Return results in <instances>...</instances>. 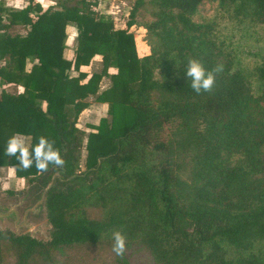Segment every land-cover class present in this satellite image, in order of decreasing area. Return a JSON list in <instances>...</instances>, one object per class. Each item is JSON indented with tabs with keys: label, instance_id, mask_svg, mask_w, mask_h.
<instances>
[{
	"label": "trees",
	"instance_id": "1",
	"mask_svg": "<svg viewBox=\"0 0 264 264\" xmlns=\"http://www.w3.org/2000/svg\"><path fill=\"white\" fill-rule=\"evenodd\" d=\"M97 1L60 0L59 10L42 11L29 0L17 11L5 10L0 0V80L23 87L18 95L0 93V167H13L17 178L41 186L57 172L53 165L44 173L35 166L25 171L5 155L8 139L20 133L30 138V148L41 136L54 141L65 179L73 176L57 180L46 195L50 240L0 230V264L7 252L14 264H70L56 256L104 247L110 264H125L112 251L115 231L126 238L140 232L162 264H264V250L254 251L264 245V183L249 181L264 176V92L255 95L244 74L225 67L212 92L192 90L185 74L190 58L208 70L221 65L210 26L190 20L203 0H153L159 12L145 24H137L144 0H134L120 30L110 16L93 10ZM242 1L264 24V0ZM137 25L146 30L150 54L144 57L137 55L130 30ZM67 26L77 31L71 61L63 58ZM14 27L25 29V36L10 35ZM95 56L101 71L84 82L80 68ZM258 74L264 81V64ZM103 78L110 87L99 93ZM157 93L165 100L156 102ZM89 98L108 110L86 134L77 123ZM189 132L198 134L200 150L191 185L181 195L174 190L169 138ZM82 152L85 171L79 173ZM120 193L126 201H116Z\"/></svg>",
	"mask_w": 264,
	"mask_h": 264
},
{
	"label": "rangeland",
	"instance_id": "2",
	"mask_svg": "<svg viewBox=\"0 0 264 264\" xmlns=\"http://www.w3.org/2000/svg\"><path fill=\"white\" fill-rule=\"evenodd\" d=\"M8 1V0H7ZM19 2L17 5L14 2L6 4V0H2V5L8 7L5 10H14V5L17 7L25 5L28 0H14ZM25 1V2H24ZM43 9L56 8L57 0H39ZM78 0H69L70 4L75 5ZM101 8L106 15L110 16L118 27L126 28L124 24L128 20V15L134 0H101ZM11 6V7H9ZM13 6V7H12ZM159 8L153 0H144V6L138 12L137 24H145L153 20V14H157ZM6 17V16H5ZM196 25L210 26L209 39L213 41L219 50L218 57L221 65L228 69L229 72H241L244 74L251 84V88L255 95L264 92V81L260 79L258 68L264 64V24H261L254 14L252 7L238 0L235 3L219 2V0H203L198 8L197 13L190 19ZM114 25V23H113ZM131 32L135 38L137 55L144 57L150 54L149 47L145 42L146 30L142 26L137 25L132 27ZM10 35L25 36L26 31L22 27H14L9 31ZM66 49H71L74 46V38L76 33L74 29L67 28L66 31ZM66 52V51H65ZM64 52V56H65ZM3 63L0 62V66ZM30 69V65H27ZM88 74L100 73L101 59H93L88 69ZM110 72H115L111 69ZM160 76L159 74L156 75ZM110 87V81L104 79L100 84V91L107 90ZM5 91L12 95H18L21 90L17 83L5 84L0 80V93ZM22 93V92H21ZM156 102L165 100L164 95L157 93L155 95ZM91 107L86 108L78 119L77 127L80 130L91 131L89 126L98 125L100 119L106 116L108 106L106 104L97 105L94 98L88 99ZM89 105V106H90ZM196 132L178 133L170 136V150L171 157L173 154L174 174L178 183L174 187L175 192L183 195L187 187L191 185V170L193 161L198 153L199 146L197 144ZM28 144L30 138L23 136ZM264 157V148L261 151ZM236 157L233 161H236ZM81 166L78 169L79 173L85 171V152H82ZM249 181L264 183V176H252ZM43 182H30L28 179L17 178L14 174L13 167L5 166L0 167V198L3 204L16 203L21 198L26 199V206H32L39 199L44 186ZM121 186L124 184L121 182ZM19 191L23 192L21 197L16 196L14 193ZM11 192V194H7ZM116 201H126L127 195L120 193L116 197ZM112 203V202H111ZM121 206V205H119ZM94 211V210H93ZM91 212V211H90ZM93 214V213H92ZM95 216L96 212H94ZM31 222L37 230V233L20 230L17 233L13 231L12 227L5 223H0L1 231H9L16 236L27 234L33 236L41 242L50 240V226L47 221L46 211L43 210L35 216H30ZM142 234L136 232L132 238H126V251L123 256L125 264H162L155 259L150 250L142 239ZM32 238V237H31ZM8 245V244H7ZM264 250V245H256L254 251L260 253ZM231 257L236 258L234 253L229 254ZM56 259L64 261L69 259L70 264H110V254L108 247L104 249L86 250L84 248H77L67 251L64 256H56ZM5 264H14V257L10 252H7L4 257Z\"/></svg>",
	"mask_w": 264,
	"mask_h": 264
},
{
	"label": "clouds",
	"instance_id": "3",
	"mask_svg": "<svg viewBox=\"0 0 264 264\" xmlns=\"http://www.w3.org/2000/svg\"><path fill=\"white\" fill-rule=\"evenodd\" d=\"M223 71V65H216L211 70L205 68L203 63L195 58H190L185 70L186 77L191 81L192 90L201 92H212L216 84V76ZM54 141H49L41 136L34 147H29L28 142L20 133L13 134L7 141L5 155L15 157L19 161L18 168L28 170L35 166L38 172L48 171L49 165L63 167L65 160L60 150L54 147ZM112 251L123 258L126 251V237L121 231L112 233Z\"/></svg>",
	"mask_w": 264,
	"mask_h": 264
},
{
	"label": "water",
	"instance_id": "4",
	"mask_svg": "<svg viewBox=\"0 0 264 264\" xmlns=\"http://www.w3.org/2000/svg\"><path fill=\"white\" fill-rule=\"evenodd\" d=\"M63 153L64 150H62V154ZM55 168L58 169L57 172L52 175L50 181L42 190L39 199L32 206H26L25 198H21L16 203H9V204H3L1 202L3 200L2 198H0V223L9 224L12 227L13 231H15L16 233L20 230H25L27 231L26 233L28 232H32L34 234L37 233V230L34 228L35 226L31 222H29L30 216H35L43 210L46 195L51 188L56 187L57 180L60 182V181H70L71 179H73V176L68 179H65L64 177L65 170L60 169V167H55ZM15 195L21 197L23 195V192L19 191ZM49 226L51 230V225L49 224ZM22 235H27V234H22ZM30 237L34 238L33 236Z\"/></svg>",
	"mask_w": 264,
	"mask_h": 264
},
{
	"label": "crops",
	"instance_id": "5",
	"mask_svg": "<svg viewBox=\"0 0 264 264\" xmlns=\"http://www.w3.org/2000/svg\"><path fill=\"white\" fill-rule=\"evenodd\" d=\"M8 1H12V2H14V3H16V5L19 3L18 1L17 2H15L14 0H8ZM7 0H6V4L7 5H9V2H8ZM1 2H2V0H1ZM25 2V1H24ZM35 2L36 3H38L40 6H41V8H42V4H41V2L39 1V0H35ZM60 2V0H57V2H56V4H55V6H56V8L54 9V8H47V9H43L42 8V11H45V10H49V9H51L52 11H55V10H59V7H58V3ZM28 3H29V0L25 3V5H23V6H20V7H17V6H15L14 5V10H17V11H19V10H23V9H25L27 6H28ZM101 5H102V1L101 0H98L97 1V4H96V6L95 7H93V10L97 13V14H99V15H101V14H106V13H104L103 11H105V10H102V8H101ZM9 7H11V6H9ZM13 7V6H12ZM2 8H4V9H7L8 7H5V5H2ZM13 10V9H12ZM4 16H6V14H4ZM112 19V18H111ZM114 28L116 29V30H120V29H125V28H120V27H118L117 26V24H116V22H115V20H114ZM124 26H125V24H124ZM67 28H72V29H74V31H75V33H76V37L74 38V46H73V48H69V49H66L67 48V46L65 47V49H64V51H63V58L64 59H66V60H69V61H71V60H73V57H74V50L76 49V45H77V31H76V29L73 27V26H67L66 27V30H65V32L67 31ZM66 36H67V34H66ZM66 39H67V37H66ZM67 45V44H66ZM66 51V52H65ZM64 52H65V56H64ZM97 58H99V59H101V57L100 56H95L93 59H97ZM92 59V60H93ZM92 62V61H91ZM90 65H91V63H90ZM90 65L89 66H86V67H81L80 68V71L81 72H83V73H86L87 74V77H86V79L84 80V82H86L87 81V79L90 77V75L91 74H88V71L86 70V69H88L89 67H90ZM110 73H114V72H110ZM77 75V73H75L74 74V76H76ZM104 79H108V78H103L102 79V81L104 80ZM109 80V79H108ZM102 81H101V83H102ZM110 81V80H109ZM100 83V84H101ZM99 88H100V85H99ZM19 89L21 90V92H23V87H21V86H19ZM103 91H105V90H103ZM21 92L19 93V94H21ZM100 92H102V91H100V89H99V93ZM98 103L96 102V104L95 105H97ZM100 104H106V103H100ZM90 105V104H89ZM107 105V104H106ZM88 107H91V105L90 106H88ZM87 107V108H88ZM84 111H86V109L84 110ZM83 111V112H84ZM82 112V113H83ZM81 113V114H82ZM106 116H107V113H106ZM106 116H103V117H106ZM102 117V118H103ZM77 125H78V123H77ZM94 126H96V125H94ZM93 125H91V126H89L90 128H91V131H86V130H82V131H84V132H86V134H89V133H91V132H94V129H92L93 127H94Z\"/></svg>",
	"mask_w": 264,
	"mask_h": 264
},
{
	"label": "flooded vegetation",
	"instance_id": "6",
	"mask_svg": "<svg viewBox=\"0 0 264 264\" xmlns=\"http://www.w3.org/2000/svg\"><path fill=\"white\" fill-rule=\"evenodd\" d=\"M7 194H8V192H7ZM14 194H16V193H14Z\"/></svg>",
	"mask_w": 264,
	"mask_h": 264
}]
</instances>
